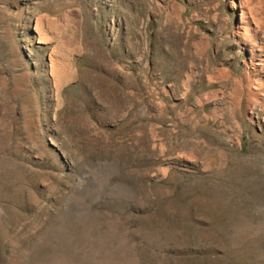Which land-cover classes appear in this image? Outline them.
Instances as JSON below:
<instances>
[{"label":"rangeland","instance_id":"rangeland-1","mask_svg":"<svg viewBox=\"0 0 264 264\" xmlns=\"http://www.w3.org/2000/svg\"><path fill=\"white\" fill-rule=\"evenodd\" d=\"M0 264H264V0H0Z\"/></svg>","mask_w":264,"mask_h":264},{"label":"bare ground","instance_id":"bare-ground-1","mask_svg":"<svg viewBox=\"0 0 264 264\" xmlns=\"http://www.w3.org/2000/svg\"><path fill=\"white\" fill-rule=\"evenodd\" d=\"M58 67V66H57ZM63 68V67H62ZM60 71V70H59ZM64 71V70H63ZM64 73V72H63ZM62 75V74H61Z\"/></svg>","mask_w":264,"mask_h":264}]
</instances>
